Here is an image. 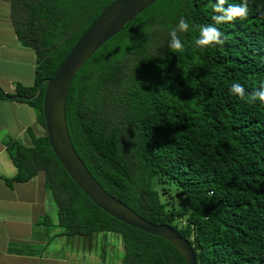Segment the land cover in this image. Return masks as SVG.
<instances>
[{
	"label": "trees",
	"instance_id": "trees-1",
	"mask_svg": "<svg viewBox=\"0 0 264 264\" xmlns=\"http://www.w3.org/2000/svg\"><path fill=\"white\" fill-rule=\"evenodd\" d=\"M116 0H11L19 41L36 53L33 96L99 14ZM216 0H158L102 46L79 70L67 98V124L79 156L111 195L155 224H168L193 246L197 264H264V103L229 89L264 87V0H248V17L216 25L223 46L198 47L200 27L214 23ZM242 0H227L240 4ZM183 52L169 48L179 19ZM11 95V94H10ZM0 96L6 99L0 89ZM35 108L45 134L4 144L18 168L5 178L40 173L68 238L119 234L122 260L104 264H187L163 238L131 227L98 207L54 154L43 96ZM117 257V256H116Z\"/></svg>",
	"mask_w": 264,
	"mask_h": 264
},
{
	"label": "crops",
	"instance_id": "crops-1",
	"mask_svg": "<svg viewBox=\"0 0 264 264\" xmlns=\"http://www.w3.org/2000/svg\"><path fill=\"white\" fill-rule=\"evenodd\" d=\"M10 10L11 0H0V87L16 95V85H34L36 53L19 41ZM30 127L37 135L45 134L35 108L0 96V264H104L74 252L81 242L79 237L64 236L58 227V207L45 189L43 173L25 183L5 181L15 177L18 168L4 140L11 137L30 144ZM57 239L59 244L54 243ZM70 242L72 252L62 254Z\"/></svg>",
	"mask_w": 264,
	"mask_h": 264
},
{
	"label": "water",
	"instance_id": "water-1",
	"mask_svg": "<svg viewBox=\"0 0 264 264\" xmlns=\"http://www.w3.org/2000/svg\"><path fill=\"white\" fill-rule=\"evenodd\" d=\"M157 1L116 0L109 4L82 34L54 75L39 83L35 95H10L0 89L5 97L18 101H34L43 96V115L51 148L78 187L111 216L131 227L165 239L181 253L187 264H197L192 244L176 229L168 224L151 222L105 190L79 156L67 124V98L76 74L102 46Z\"/></svg>",
	"mask_w": 264,
	"mask_h": 264
},
{
	"label": "clouds",
	"instance_id": "clouds-1",
	"mask_svg": "<svg viewBox=\"0 0 264 264\" xmlns=\"http://www.w3.org/2000/svg\"><path fill=\"white\" fill-rule=\"evenodd\" d=\"M226 3L227 0H216L215 4L213 5V11L215 15L211 17L214 23L203 25L200 27V35L195 40L196 46H223L227 40V37L218 27H216V25L231 22L237 19H247L249 12L248 0H242L240 4H228L227 6H225ZM189 29V22L184 18H180L176 28H174L169 33V48L174 53L183 52L184 50V43L180 39L178 33H187ZM229 91L230 94L235 95L240 100L247 103H255L257 100H259L261 103H264V87H261V89L258 91L247 93L242 84L234 82Z\"/></svg>",
	"mask_w": 264,
	"mask_h": 264
},
{
	"label": "rangeland",
	"instance_id": "rangeland-1",
	"mask_svg": "<svg viewBox=\"0 0 264 264\" xmlns=\"http://www.w3.org/2000/svg\"><path fill=\"white\" fill-rule=\"evenodd\" d=\"M27 69V67H25ZM17 86V85H16ZM79 240L81 244L74 252H76L79 256V258H84L86 256L88 259L94 258L97 261H101L100 256L103 254L106 263L111 262L113 258L114 262H119L122 260V256L124 254V245L122 238L119 234L109 233V234H102L99 233L95 235L93 238H88L85 240L84 237H79ZM66 240H64L65 243ZM59 244V240L57 239L54 241V243ZM87 244L90 246V249L87 246ZM58 247V246H57ZM71 247V242L69 243V247H66L62 250V254L68 255L69 252H72V250L68 249ZM114 255V257L111 259V255ZM117 256V257H116ZM101 263V262H100Z\"/></svg>",
	"mask_w": 264,
	"mask_h": 264
}]
</instances>
